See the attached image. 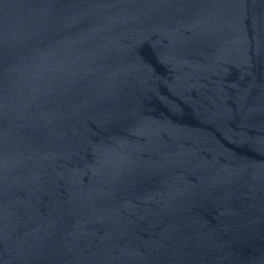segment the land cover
Listing matches in <instances>:
<instances>
[{"label":"water","instance_id":"95a60500","mask_svg":"<svg viewBox=\"0 0 264 264\" xmlns=\"http://www.w3.org/2000/svg\"><path fill=\"white\" fill-rule=\"evenodd\" d=\"M0 264H264V0H0Z\"/></svg>","mask_w":264,"mask_h":264}]
</instances>
